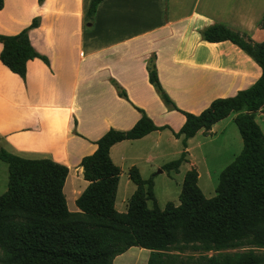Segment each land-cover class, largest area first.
I'll use <instances>...</instances> for the list:
<instances>
[{
    "label": "crops",
    "instance_id": "1",
    "mask_svg": "<svg viewBox=\"0 0 264 264\" xmlns=\"http://www.w3.org/2000/svg\"><path fill=\"white\" fill-rule=\"evenodd\" d=\"M91 1L4 0L0 10L1 35L15 36L40 20L29 38L50 63L30 60L23 80L0 60V146L23 159H49L67 167L63 192L73 213L80 210L71 209L70 202L76 205L89 185L83 158L95 153L96 142L110 129L130 130L141 118L136 108L158 127L179 132L185 124V116L167 107L149 82L152 56L164 90L179 109L195 115L216 99L250 88L262 76L260 66L239 47L229 41L206 42L201 32L220 24L263 42L264 0H104L89 24ZM2 50L0 43V54ZM113 82L128 100L119 96ZM236 116L201 130L187 141L186 150L183 137L176 138L170 129L114 145L110 157L121 170L116 210L126 213L119 206L136 191L129 170L136 167L142 175L141 162L153 160L138 156L134 145L152 141L159 153L179 147V157L185 151L186 159L174 173L185 178L195 169L200 180L196 147L234 129ZM136 249L148 262L149 250L132 248L113 264H126L124 257Z\"/></svg>",
    "mask_w": 264,
    "mask_h": 264
},
{
    "label": "trees",
    "instance_id": "2",
    "mask_svg": "<svg viewBox=\"0 0 264 264\" xmlns=\"http://www.w3.org/2000/svg\"><path fill=\"white\" fill-rule=\"evenodd\" d=\"M102 1H91L87 23H92ZM3 7L4 0H0V10ZM39 25L37 18L15 36L0 34V60L23 80L30 60L50 65L29 38ZM260 28L264 29V17ZM201 36L209 43H233L260 66L262 76L250 88L216 99L195 115L179 109L164 90L152 56L147 63L149 82L163 103L183 114L186 122L175 132L156 126L145 111L136 108L141 118L130 130L110 129L96 142L95 153L82 160L89 185L76 201L80 212L69 211L63 192L67 167L49 159H23L0 146V161L9 170L8 190L0 196L2 264H113L132 248L150 251L147 264H264V133L256 121V114L264 113V41L255 42L246 33L220 24L204 29ZM113 85L128 100L126 91ZM232 114H237L243 150L220 174L215 197H205L198 173L192 169L185 175L178 206L168 203L165 210L156 204L150 208L149 202H156L153 180H144L132 167L129 178L136 191L126 213L116 210L121 170L110 157L114 145L170 129L176 138L183 137L186 150L189 139ZM185 159L184 151L163 170L178 171Z\"/></svg>",
    "mask_w": 264,
    "mask_h": 264
},
{
    "label": "rangeland",
    "instance_id": "3",
    "mask_svg": "<svg viewBox=\"0 0 264 264\" xmlns=\"http://www.w3.org/2000/svg\"><path fill=\"white\" fill-rule=\"evenodd\" d=\"M256 121L264 133V114L258 115ZM233 128L234 129L229 128L222 136L219 135L212 139L204 140L203 146L196 147L194 151L197 159L198 172L201 174V178L198 180V185L206 198H213L217 195L216 191L220 182V174L238 155H240L243 150V141L239 129L236 124H234ZM168 144L171 145V143ZM134 146L138 156L143 154L144 158L148 155L153 157V160L149 164L146 163V160L142 161L140 164L142 178H153L154 180L153 190L156 202H149V207L152 208L153 205L156 204L160 210H165L168 203H173L178 206L180 204V195L185 179L184 174L182 173V176H179L175 174L174 171H165L164 174H161L159 171L163 169L165 164L178 160L181 157H179L177 151L179 150V147H175L173 150L168 149L163 153L161 151L159 153L157 152L159 150H153L154 144L152 141H143ZM168 148H170L169 145ZM159 165L160 167H158ZM8 183V166L6 163L0 161V196L7 192ZM127 205L128 201H126L124 205H120L119 209L125 211ZM69 207L71 209L77 208L76 205H73L71 202ZM186 255H191V252L186 253ZM208 255L210 256L212 253H208ZM1 256L2 253L0 251V264H2ZM140 256V252L136 249L131 252L130 255H126L123 261L126 264L148 263Z\"/></svg>",
    "mask_w": 264,
    "mask_h": 264
}]
</instances>
